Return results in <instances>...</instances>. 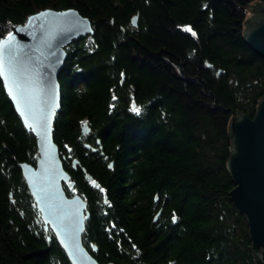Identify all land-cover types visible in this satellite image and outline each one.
<instances>
[{"label":"trees","instance_id":"obj_1","mask_svg":"<svg viewBox=\"0 0 264 264\" xmlns=\"http://www.w3.org/2000/svg\"><path fill=\"white\" fill-rule=\"evenodd\" d=\"M257 3L0 0V40L46 9L92 21L94 36L66 48L54 140L67 195L88 200L83 243L99 264H262L227 170L230 121L253 118L264 95V58L243 38ZM37 159L0 79V264H71L18 166Z\"/></svg>","mask_w":264,"mask_h":264},{"label":"water","instance_id":"obj_2","mask_svg":"<svg viewBox=\"0 0 264 264\" xmlns=\"http://www.w3.org/2000/svg\"><path fill=\"white\" fill-rule=\"evenodd\" d=\"M248 10L243 38L264 58V3L251 5ZM137 20L138 15H135L132 18L135 27ZM94 34L92 21L76 9H46L31 15L25 24L14 26L11 33L0 40V79L8 99L24 127L36 138L38 147L35 165L21 162L18 166L45 230L52 231L71 264L99 262L83 243L86 220L90 217L88 200L79 193L68 196L65 191L64 185L72 189L75 183L65 169L54 140V126L61 111L59 77L68 56L66 48L73 41ZM82 131L85 135L90 133L87 122ZM229 137L227 170L234 183L229 196L247 221L252 252L264 264V95L253 118L243 112L232 117ZM97 143L100 145L101 140ZM77 164L75 160V168ZM88 178L93 179L91 175Z\"/></svg>","mask_w":264,"mask_h":264},{"label":"snow or ice","instance_id":"obj_3","mask_svg":"<svg viewBox=\"0 0 264 264\" xmlns=\"http://www.w3.org/2000/svg\"><path fill=\"white\" fill-rule=\"evenodd\" d=\"M42 15H47V13H43ZM185 30L191 31L190 28L189 29H185ZM9 39H11V38H9ZM5 47H7V45H5ZM0 71H2V65H0ZM133 111L138 113L140 110L138 108L133 107Z\"/></svg>","mask_w":264,"mask_h":264},{"label":"bare ground","instance_id":"obj_4","mask_svg":"<svg viewBox=\"0 0 264 264\" xmlns=\"http://www.w3.org/2000/svg\"><path fill=\"white\" fill-rule=\"evenodd\" d=\"M52 232V231H51ZM53 234V233H52ZM54 235V234H53ZM58 242V241H57ZM59 244V243H58ZM60 246V245H59ZM62 249V248H61ZM63 250V249H62ZM94 250L96 251L97 250V247L95 246L94 247ZM89 251V250H88ZM90 252V251H89ZM65 253V252H64ZM91 253V252H90ZM92 254V253H91ZM66 255V254H65ZM66 257H67V255H66ZM94 257V256H93ZM95 258V257H94ZM68 259V258H67ZM96 259V258H95ZM97 260V259H96ZM98 261V260H97ZM70 262V261H69ZM71 263V262H70Z\"/></svg>","mask_w":264,"mask_h":264},{"label":"flooded vegetation","instance_id":"obj_5","mask_svg":"<svg viewBox=\"0 0 264 264\" xmlns=\"http://www.w3.org/2000/svg\"><path fill=\"white\" fill-rule=\"evenodd\" d=\"M98 141V140H97ZM97 143V142H96ZM97 145L100 147V145L97 143ZM91 147V146H90ZM99 147H97L98 149H99ZM93 149V151H94V149H95V147H93L92 148ZM99 150H101V149H99ZM94 152H97V151H94Z\"/></svg>","mask_w":264,"mask_h":264},{"label":"rangeland","instance_id":"obj_6","mask_svg":"<svg viewBox=\"0 0 264 264\" xmlns=\"http://www.w3.org/2000/svg\"><path fill=\"white\" fill-rule=\"evenodd\" d=\"M83 126H84V125H83ZM87 135H88V134H87ZM73 188H74V187H73ZM73 188H72V190H73ZM69 189H70V188H69ZM75 193H77V192H74V191H73V194H75ZM73 194H72V195H73ZM72 195H71V196H72Z\"/></svg>","mask_w":264,"mask_h":264}]
</instances>
